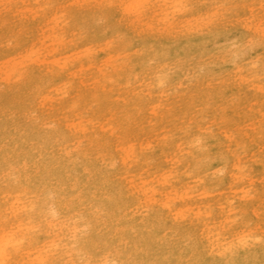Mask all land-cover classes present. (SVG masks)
<instances>
[{"label":"rangeland","instance_id":"obj_1","mask_svg":"<svg viewBox=\"0 0 264 264\" xmlns=\"http://www.w3.org/2000/svg\"><path fill=\"white\" fill-rule=\"evenodd\" d=\"M111 2L0 0V264H264V0H187L168 38ZM27 128L48 183L4 139Z\"/></svg>","mask_w":264,"mask_h":264},{"label":"bare ground","instance_id":"obj_2","mask_svg":"<svg viewBox=\"0 0 264 264\" xmlns=\"http://www.w3.org/2000/svg\"><path fill=\"white\" fill-rule=\"evenodd\" d=\"M186 1L187 0H112L111 4L113 6L114 12L119 11L126 15L137 16L138 18L144 17L146 15H151L150 13L152 12L157 13V16H163L162 20L164 22H159L158 20L160 17H158L157 22L159 23L160 27L157 31H155V34H153L155 36H159L161 33V35L166 36V38H168L167 36L170 37L178 31H180L184 35L186 33L184 29L187 27V24L190 19L187 13V8H185L184 6V3ZM178 15H180V20L176 21L175 17ZM129 24L132 25V23ZM178 27L182 30H178ZM190 36L192 35L190 34ZM155 41H158L154 43L156 46V50L159 49V47H163L161 49L166 51L169 47L168 45L165 46L162 43V40L159 38L155 37ZM181 41H183L181 43H184V40ZM34 53L35 52L31 53L29 57L33 56ZM54 122L58 121L55 119ZM17 129L19 131L20 128ZM27 130L29 131V133L21 135V138H18V142L15 143V139L19 134L17 132L11 134L10 131L4 129V139L11 140V142L13 143V147L9 150V152L11 154L12 150H14V153L18 157V160H15L16 163H18V171L24 176V179L28 183H31L32 179H35L41 184L48 183L51 181L50 177L56 175V173L59 172V158L56 154H54L53 150L48 153H45V149L40 148V145L43 143V139L34 135L33 131L30 128H27ZM0 138L3 137L0 136ZM0 148V170L4 171L5 165H7L11 161L9 160V154L3 152V146H1V144ZM24 152L26 153L23 155ZM46 155L49 157V161L42 169L43 171L41 173H32V169L34 168V164L36 163V161L46 157ZM219 168L223 172H227L225 165H221L219 166ZM84 171H86V169H84ZM100 185L102 187L101 196L105 200L108 207L112 208L114 205L119 203L117 198L109 196V191L107 190L106 182H100ZM52 186H54V190L60 195L67 194L79 200H83V193H80L81 188L78 187L76 182L73 180H66L65 183L55 182L52 184ZM115 193L122 198L121 193L117 188H115ZM59 204L60 207L63 209V203L59 202ZM40 210L41 212H46V217H48V213L45 209L41 208ZM246 253L247 249L245 247L242 249H238L234 251V259L238 263L243 264L246 261ZM171 258L172 264H176L178 260L177 251L174 252V255H171ZM140 264L156 263L153 261H145Z\"/></svg>","mask_w":264,"mask_h":264}]
</instances>
